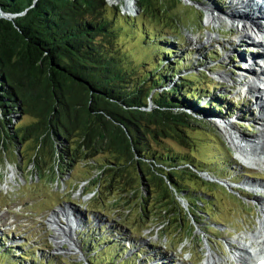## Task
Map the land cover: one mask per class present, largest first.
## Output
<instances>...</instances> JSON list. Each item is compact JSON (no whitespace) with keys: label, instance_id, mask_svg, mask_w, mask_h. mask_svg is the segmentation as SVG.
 Returning <instances> with one entry per match:
<instances>
[{"label":"trees","instance_id":"trees-1","mask_svg":"<svg viewBox=\"0 0 264 264\" xmlns=\"http://www.w3.org/2000/svg\"><path fill=\"white\" fill-rule=\"evenodd\" d=\"M139 4L145 15L166 12L165 8L153 12L148 0ZM0 8L15 15L2 18L0 12V114L33 118L27 129L13 130L12 125L8 131L17 146L30 140L37 143V162L46 147L58 157V168L73 166L74 153L90 159L104 152L110 157L105 156L103 168L125 185L130 183L128 167L136 164L146 187L160 173L187 201L200 193L184 186L187 171L232 180L231 165L188 152L195 141L189 133L194 124L189 111L198 108L200 115H224L231 107L225 110L224 94L209 91L219 89L212 85L213 78L207 81L188 71L194 64L186 58L194 52L182 50L181 38H163L164 33L124 16L106 0H0ZM140 36L141 46L149 50L142 57L131 43ZM150 100L154 106L148 110ZM47 121L50 124L44 128ZM164 137L182 149L157 152L151 138L160 142ZM4 143L0 137V148ZM196 201L204 203L200 197ZM91 228L79 237L91 264H139L113 234ZM91 233H100V238ZM17 254L0 236V264H23L26 257L36 264L40 258L33 252L21 258Z\"/></svg>","mask_w":264,"mask_h":264},{"label":"rangeland","instance_id":"rangeland-1","mask_svg":"<svg viewBox=\"0 0 264 264\" xmlns=\"http://www.w3.org/2000/svg\"><path fill=\"white\" fill-rule=\"evenodd\" d=\"M226 1L229 0H220L218 4L221 5L218 7L216 0H203L207 6L214 4L213 7L216 6L221 13L225 10L228 13L232 6L231 2L229 6ZM117 2L122 4L120 9L124 15L126 0ZM203 2H199L198 6L206 9ZM158 5L161 4L157 2L153 7L159 8ZM164 5L168 9L165 16L145 15L140 9L138 23L147 25L153 32L164 33L163 38H181L182 50L185 53L194 52L186 58L187 63L194 64L188 71L205 76L207 81L213 78L212 85L219 89L209 90L211 94L226 96L225 110L231 107L234 115H230L231 119L227 118L230 121L225 118L226 124L232 121L230 124L234 130L247 139L255 138L261 129V115H254V112L258 113L256 109L252 110L253 114L244 111H250L249 108L253 106L258 107L253 100L247 103L248 99H239L243 96L241 88L245 82L229 75L233 74L232 70H238L240 55L244 53L240 51L238 55L234 51H238L240 44H232L241 31L240 25L233 24L224 16L222 22L204 20L197 23V18L181 0H165ZM141 39L140 36L131 42L137 49L135 54L140 57L149 52L141 46ZM211 40L213 44L206 46ZM245 40L241 38V41ZM218 42L229 44V53L223 54ZM252 44V40L244 44L247 55H250L248 50ZM251 50L258 51L257 48ZM209 51L213 54H208ZM149 103L148 109L153 108V101ZM190 112L192 116H199L205 124L211 125L194 122L189 133L195 141L188 152L199 158L231 165L228 168L233 174L231 181L218 179L219 182L209 173L194 169L187 171L184 186L195 187L200 192L191 201L184 200L170 188L169 179L160 173L159 178L151 179V186L146 187L136 164L128 167L130 183L125 185L118 176H114L113 171L103 168L105 156L110 157L104 152L90 159L74 153L77 161L73 166L63 164L58 168V157H53L54 152H49L46 147L37 162V143L30 140L21 147L17 146L8 131L12 125L15 127L13 130L27 129L33 118L20 113L5 117L0 114V137L5 140L4 147L0 148V236L7 239V247H14L19 258L25 252H33V256L40 257L36 264H91L79 237L84 231H92L93 226L94 230L102 234H113L115 240L130 248L129 256L139 264H203L209 247L215 252L217 264H230L232 261L227 254L228 248L240 244L238 239H242L243 235L252 237L259 234L264 187H248L245 184L264 183V165L250 167L242 164L227 132L217 127L218 123L210 121L209 114L200 115L198 108ZM237 113L238 116L239 113L244 115L240 125V118H233ZM45 124L44 128L50 123L47 121ZM53 130L50 126L49 133L52 134ZM151 142L157 152L165 151L166 147L182 149L177 141L169 137L161 138L160 142L151 138ZM70 145L76 143L71 141ZM148 176L150 179L151 175ZM255 187L263 189L256 193L261 196L254 194ZM197 197L202 198L204 203L197 202ZM71 213L77 216L72 223L69 221ZM210 215L213 216L212 220ZM52 217L56 218L55 223ZM59 228L63 231L62 235L57 231ZM97 234L100 233H91L90 236L100 238ZM70 242H74L77 247L71 248ZM105 247L103 244L102 249ZM161 256L164 259L159 261ZM43 258L49 262H44ZM26 259L23 264H31ZM144 259L149 262L143 263Z\"/></svg>","mask_w":264,"mask_h":264},{"label":"bare ground","instance_id":"bare-ground-1","mask_svg":"<svg viewBox=\"0 0 264 264\" xmlns=\"http://www.w3.org/2000/svg\"><path fill=\"white\" fill-rule=\"evenodd\" d=\"M262 1L263 0H229V1H226L229 6H231L229 4V2L232 3V6L228 10V13L227 12L221 13V11H219V9L216 6H215L216 7L215 8V7H213L214 5L213 6L209 5L206 7L207 12H208V21L212 20V21L222 22L223 21L222 16L230 18L233 24L238 23V22L240 23L239 20L241 19V17H250L249 20H252V19L257 20L259 18L263 19L264 18V9L260 8L256 4V2L262 3ZM248 11H251L252 14H248ZM242 29L244 31L237 33L238 36H237L236 41L232 42L233 46L235 44H240L238 51H234V52H236L238 55H240V51L244 52L243 56L240 55V58H241L240 61L241 62L238 64V66H239L238 69L239 68L241 69V65L248 62V61H252V63H256V65H259V62L257 61L258 58H260V56H263V58H264V51L261 49V48H264V45H261V47H259L260 49L258 48V51H256V54L259 51H261L262 54L258 53L259 54L258 56L246 54V52H245L246 48L244 47V44L247 43L252 38L247 37L248 34L246 32L248 31V28L246 26H243ZM210 38H215V37H210ZM241 38L246 39V40L241 41ZM258 43L259 42H256V43L254 42L251 46H249L250 49L252 47L255 48L258 45ZM219 44L222 47L223 54L225 52L229 53V51H227L231 47L229 44H225V42L219 43ZM246 58L248 60H246ZM262 69H264V68H262ZM250 83H254V82H250ZM257 89H259V88H257ZM253 100H254V103H256L258 108L253 106L252 109H251V107L249 108L250 111H244V112H249V113L252 112V114H253L252 110L256 109L258 113L254 112V115L256 114L259 116V113L261 115L259 117V119L261 121V123H260L261 129H260L259 134L255 138H253V139L248 138L247 139V138H245L246 137L245 135H244L245 136L244 137L242 134H240V132H237L236 130H234L233 126L230 124L232 121L229 122L228 125L226 124L227 128L232 129V130H229V137L235 144L239 158L242 159L243 162L246 163L248 166H252V167L253 166H261L260 164L264 165V93L262 94L261 97H257L255 95ZM252 114H250V117ZM243 116L241 115V113H239V116H238V113H237V115H235V117H233V118H236V119L240 118L241 119V118H243ZM229 119H231V118H229ZM229 119H227V120H229ZM245 185L248 187L249 186L250 187H252V186L264 187L263 182H259V183L252 182L249 185H247V184H245ZM258 189L263 190L262 188H258ZM260 212L263 214V217L260 219L259 234L253 235L252 237L249 236L251 243L253 245H255L254 254H253L254 256L252 254H249V252L246 250V248H241V249H243V252L245 255H251L254 260L257 259V261H255L254 264H264V203L262 204V206L260 208ZM64 216H65V214H64ZM66 216H68V215L66 214ZM74 217L76 220L77 216H75L74 213H71V216H70L71 219H69L70 223H72V221H74ZM52 219H53L52 222L55 223L56 218L52 217ZM79 221H80V219H79ZM78 224H80V223H78ZM70 226H68V227H70ZM55 229H56V227H55ZM57 231H58L59 235H62L63 231H61L60 228L57 229ZM70 245H71V248H74L75 246L77 247V245L74 242H70ZM209 248H210L209 253L207 254V257L205 258L203 264H217V259H216V256L214 254L215 252H214L213 248H211V247H209ZM163 259H164L163 256L159 257V261H161ZM243 261L250 264V262L247 258H243Z\"/></svg>","mask_w":264,"mask_h":264},{"label":"water","instance_id":"water-1","mask_svg":"<svg viewBox=\"0 0 264 264\" xmlns=\"http://www.w3.org/2000/svg\"><path fill=\"white\" fill-rule=\"evenodd\" d=\"M109 4V2H111L109 5L112 6L111 4H114L115 6H118L119 9L122 7V4H119L117 1L119 0H106ZM116 1V2H115ZM149 2L152 3V7L151 10L154 12H156L157 10H161L162 8L166 11H168L167 7L164 5L165 0H156L157 2H159L161 5H158L159 8H154L153 6L157 5V2L154 3L153 0H148ZM183 4H185L184 6L187 8V10H190V12L193 13V15L197 18V23L198 21L204 22V20L208 21V12L204 7H199L198 2H195L193 0H181ZM121 2V1H120ZM139 4V0H126V4H125V8H124V14H132V13H139L140 9L142 11V7L143 4ZM160 6H165V7H160ZM186 10V11H187ZM121 11V9H120ZM0 12H1V17L2 18H7V19H12L13 17H15V15L12 14H8L6 12H4L1 8H0ZM166 14V12H165ZM164 14V16H165ZM151 15H157V16H161L159 14H153L151 13ZM168 18V17H167ZM210 22V21H208ZM151 104V103H150ZM152 109V108H151ZM148 109V110H151ZM191 120H193L194 122H196L197 124H202L204 126L206 125H211V124H205L204 121L202 120V118L200 119L199 116H193V118L191 117ZM216 123H218L217 127H219L220 129H223V132H227V134L229 135V131L228 130H232L227 128V126H225L222 122H218L216 121ZM213 125V124H212ZM21 147V145H19ZM80 251V250H79ZM81 252V251H80Z\"/></svg>","mask_w":264,"mask_h":264}]
</instances>
